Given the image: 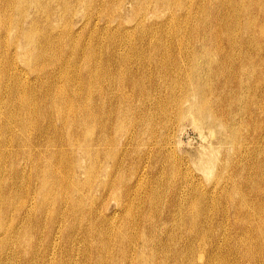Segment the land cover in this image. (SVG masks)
Wrapping results in <instances>:
<instances>
[{
	"label": "bare ground",
	"instance_id": "obj_1",
	"mask_svg": "<svg viewBox=\"0 0 264 264\" xmlns=\"http://www.w3.org/2000/svg\"><path fill=\"white\" fill-rule=\"evenodd\" d=\"M96 1L97 0H0V263L3 262V259H6L7 260V262L5 260L6 264H14V261H15L14 259L16 257V253L18 250V249L17 250L15 249V247H17L15 245L17 243L19 244L21 242V239L25 238L28 234H30L29 229H31V228L35 229L34 227L36 225H40L42 222H44V219H42L43 214L41 215L40 210H39V212H38V210H36V207L39 205L37 198H36V195H38L39 193L42 194L41 189H46V192L44 193V198H45L47 196V194L50 192L51 188H54V187H56L58 189V192H57L58 197L57 198H58L59 205L57 204L58 205L57 206L56 204H54L57 207L54 209L52 208L53 209V215H52V217L50 216L51 218H49V222H48L50 224L48 237H50V235L52 234V231H53L52 228L54 227L57 219H59L60 216L62 217L63 213L65 212V211L62 212V208L60 207V202L65 198V195H64L65 193H68L67 196H69V194H70L71 198L76 199V200L81 202L79 205L80 206L79 210H80V212H82L81 213L82 215L84 214V216H87L88 214H94L96 212H100L99 211L100 209H97V208L93 209V206H95V203L98 200H102L105 196H107V195L110 196V194H111V196L112 195H114L116 197L119 196V198H117L118 201H117L116 210L115 211L113 210L114 211L113 213H111L112 212L111 211L110 212L111 215L101 216L100 219H101V222L103 221L104 223H106L105 227H103V228L104 229L106 228V230L109 231V232L107 231L109 233V235L114 234V237L118 236L119 239L124 238V240L128 244L132 241V238H134V235L132 236V233H133L132 228L133 229L134 228L139 229L134 234H136L135 235V237H137L136 239H140V241H138V242L141 243L142 250L138 254H135V252H138L136 250V244H135L136 241L135 242L132 241L134 244H132L133 247L131 249L132 250L131 256L129 254H128L129 256H127V254H126L123 257L124 260L127 259L130 262L129 264H165L167 261L165 260L166 262H164L163 259L161 258V256L158 259H156L154 254L149 255V253H152L150 250L147 253L145 252V249H147V248L151 249L154 246L158 250L160 245L163 246V240L164 239H169V241L173 240V239L178 240L179 245H176L172 251H173V254L175 255V257L176 256L181 257V254H182V252H181V245H182L181 244V228H182L181 224L182 223L181 222H185V223H187V225H189L188 223L190 222L191 226L192 225L195 226V225L199 224L200 230L202 229V231H203V228H201V224L204 225L205 227H208V229H210V231L213 230L212 229L213 227L223 228L224 230L228 229L227 235H229V234L232 235L234 233V231L236 233V230H238V231L240 230V231H242V236L236 235V236H238L237 239H239V240L241 239L242 243L243 242L249 243V242H247V240L249 238L248 239L246 238V235L248 236L247 229H249V227H251L252 224L256 226L255 220L253 219L254 217L250 216L251 210H249V211L247 210V205H248L247 203H249L251 201V198L249 199L250 201L248 202V200L246 199L244 194L239 193V192H241L239 185L233 184L234 181L232 182L231 179H230L231 180L230 182H232V184H233V187H231V189L233 190L232 193H230L227 190L228 192L227 191L224 192V194L221 195L220 197H223L224 200L228 203L227 206L231 208L232 214L234 216H232V219H231L229 217L230 215H228L227 211L225 213H222V211H221L222 217L218 218L219 220H216V224L214 222L215 220H214L213 216L209 215L210 213H208V214L207 213L206 214L201 213L203 220H199V218H198V220L196 221V217H194L195 215H192V212H190V211H192L191 209L189 211L190 213H188V210H189L188 207L192 206L191 203H189V202H188L189 206L188 207H187V205L185 206L188 208L187 212L185 214L183 213V215L181 217V214H182L181 213V209H182L181 208V201H182L181 200V197H182L181 196V191H182L181 190V181L180 182L175 181L173 183L170 181L173 184L172 187L170 188V191H171L170 194L171 195L169 197L166 196V198H164L165 202L163 201L162 203L160 201H159V203H157L158 201L157 200L155 201V199H154L155 204L153 205L154 206L153 210H151V207H153V206H151V204L148 203L149 201L147 202L148 205L150 204L149 212H138V209L137 210H136V208L134 209L133 202H136V203L138 202V206H139L138 208L139 209H140L139 204L141 203L143 205V203L145 202L144 201L145 198L143 197L145 193H143V192L144 191L146 192V189H144V190L142 189V186H141V184H139V181L142 179V177H144L145 172H147V171H145V167L147 165L146 161L147 160L149 161L150 152L152 154L154 151V150L152 151V145H151L150 148L148 147L149 149L144 150L145 151V152H143L145 154L144 156H142L140 153H138L140 151L138 149L139 146H138L137 137H139L140 134H145L147 136V138H152V137H155V133L152 132L153 129H147L146 126L140 127L139 124L138 125L135 124L131 119H130V121H126V113L134 110L133 108H131L132 107L131 103L132 102L134 103L135 101H136V104L135 103L134 104L136 105V111L134 110L133 113L134 114H135V112L137 114H141V112L146 113L144 107H142L143 106L142 104L144 103L143 101L145 99L150 98L149 97L150 96L149 90L151 87L150 85H149L150 86L149 88L146 87V81L147 80L150 81L153 77L155 78V76L152 77L154 70L160 71V70H164V68L167 67V65H165L167 63V60H168L167 57L172 53V50L170 49L171 47L169 45L166 47V49L163 47V44H164L162 41L163 35L159 36L160 28L162 27V25H164V19L163 20H155V21L151 20L150 22H147V20L145 21V15H146L145 12L148 11V8L146 9L147 6L144 3H142V2L141 3H135V0H119V2H118L119 8L115 12V14L112 15V9H110V7H112V6H110V4H112V2L114 0L111 1L110 4H109L108 0H98L99 2H96ZM160 1H162V0H160ZM238 1H241V0H238ZM88 2H89V5H88ZM242 2H244V1L242 0ZM198 3H200V0L198 1ZM211 3H213V2H211ZM231 3L233 4V2H231ZM231 3H230V5H231ZM253 3H254V0H253ZM255 3H257V2H255ZM220 4H222V3H220ZM217 5L218 4H216V6ZM233 5H231V6H233ZM234 6H236V5H234ZM240 6H242V5H240ZM246 6H249V5L247 4ZM246 6H245V8H246ZM257 6H259V5H257ZM257 6H255V7H257ZM219 7H221V5ZM233 7H231V8H233ZM155 8L157 9V7H155ZM224 8H226V7H224ZM161 9H163V8H161ZM171 9H172L171 11H173V8H171ZM195 9H196V7H195ZM249 9H250V6H249L248 10ZM216 10H219V9H216ZM205 11H206V9H205ZM243 11H244V9H243ZM258 11H260V10H258ZM133 12L136 13L135 17L133 16ZM177 12H178V10H177ZM208 12L206 14L207 16H208ZM124 13H125V16H124ZM160 13H162V12H160ZM189 13L190 12H188V14ZM225 13H226V10H225ZM202 14H204V13H202ZM232 14H235V13H232ZM152 15H155V14H152ZM164 15H166V14H164ZM196 15H198V13ZM228 15H231V14H228ZM243 15H245V13ZM219 16H220L219 12L218 13L214 12L211 15V22L215 23ZM96 17H99L103 20V25L101 27L99 25H96V24H98L95 21ZM196 17L197 16H195V18ZM168 18H171V17H168ZM76 19H80V22L79 21H78L79 23L76 22ZM122 19H124L128 23L130 22L131 24L128 26L123 25ZM197 19H199V16L197 17ZM113 21L115 23H112ZM167 21H169V20H167ZM177 21L178 22L181 21V18H178ZM193 21H192V23H193ZM200 21H202V20H200ZM60 22H62L61 25H59ZM217 22H219V21H217ZM75 23H78L77 28H75ZM194 23H196V22H194ZM230 23H235V22L233 21ZM230 23L228 21L227 24L230 25ZM242 23H243V21H242ZM203 25H205V24H203ZM263 25H264V23H263ZM263 25H261V26L263 27ZM194 26L196 28V25H194ZM242 26H240V27H242ZM251 26H252V24H251ZM261 26H259V27H261ZM103 27H107V29L109 28V29L115 30L114 31L115 34L112 33V34H109L108 36H105V34L103 35V32L105 31V30H103ZM215 27L213 29L210 28V30L208 28V30L210 31V34H209L210 37H213L214 40L215 39L217 40L218 38H220V35H222L223 33L221 34V31H219ZM217 27L219 28V26H217ZM122 28H123V32L120 31V29L122 30ZM233 28L234 27H232V29ZM230 29H231V27H230ZM116 30H118V31H116ZM155 32H157V33H155ZM160 33H161V31H160ZM233 33L235 34V32H233ZM253 34H255V33H253ZM205 35H206V33H205ZM228 35H224L227 39L226 43L227 42L232 43L231 37L233 34L231 35V37H228ZM236 35H237V33H236ZM177 36L179 37V35H177ZM240 36H241V34H240ZM240 36H238V37H240ZM184 37H186V36H184ZM209 38H208V40H209ZM238 39H236V40H238ZM181 40L182 39L178 38L175 41V46H174V47H177L176 57H179V58H181V53H182V50L184 48L183 42ZM196 41H198V40H196ZM196 41H194V42H196ZM218 41H219V39H218ZM186 42H188V41H186ZM222 42H221V44H222ZM214 43L215 42H213V44ZM218 43H220V42H218ZM229 43H228V45H229ZM259 43H261V41L258 40L257 37H254L253 39H251V44H259ZM199 44L200 43H198V45ZM239 44H240V42H239ZM198 45L196 44V46H198ZM208 45H207V48H208ZM212 46H210V47H212ZM215 46H216V44H215ZM215 46H213V47H215ZM199 47H200V45H199ZM196 48H198V47H196ZM220 50H221V47H220ZM220 50H219V52H221ZM255 51H258V50H255ZM219 52H217V53H219ZM226 52H227V50H226ZM196 53H197V51H196ZM240 54H241V52H240ZM165 55H167V57ZM197 55H198V53H197ZM243 55H244V53H243ZM248 55H247V58H248ZM184 56L186 58V55H184ZM188 56L189 55H187V58H188ZM233 56H232V59H233ZM218 58H221V57H218ZM215 59H217V58H215ZM217 60H219V59H217ZM227 60H229V59H227ZM240 60L243 61V58ZM216 62L218 64V61H216ZM255 64H257V63H255ZM261 65H263V64H261ZM246 67H248V66H246ZM218 68H219V66H218ZM220 69L221 68H219V71H220ZM168 70H170V69H168ZM220 73H222V72H220ZM240 73H242V72H240ZM242 74H244V73H242ZM249 74H250V72H249ZM258 74H260L259 77L262 76L261 73H258ZM214 75H216V74H214ZM182 78H184V76ZM238 78H239V76H238ZM255 78H258V77H255ZM220 80H224V79H220ZM220 80H219V82H220ZM154 81L156 83V80H154ZM158 82H160V81H158ZM249 83H251V82H249ZM222 84H219V85H222ZM251 85H252V83H251ZM239 86H240V84H239ZM260 86H261V84H260ZM214 87H215V85H214ZM241 88H242V86H241ZM248 88H249V86H248ZM250 88H251V86H250ZM230 90L232 92V89H230ZM214 91H215V89H214ZM234 91L235 90H233V92ZM183 92H184V90H183ZM154 93H156V92H154ZM251 93H253V92H251ZM82 94H83V96H82ZM219 94H222V93H219ZM261 94H263V93H261ZM214 96H215V94H214ZM221 96H224V95H221ZM227 96H229V95H227ZM218 98H220V97H218ZM262 98H264V97H262ZM156 99H158V98H155V100ZM226 99H227V97H226ZM235 99H236V97H235ZM216 102H218V101H216ZM222 102H224V101H222ZM236 103H238V102H236ZM254 103H256V102H254ZM261 103H262V101H261ZM153 104H154V102H153ZM233 105L234 104H232L231 106H233ZM251 107H252V105H251ZM251 107L249 106V108H251ZM263 108L257 109V110H263ZM147 111H150V110L148 109ZM171 111H173V109ZM233 112H234V110H233ZM217 113H219V112H217ZM226 113H227V110H226ZM208 114H210V113H208ZM212 115L214 116V114H212ZM229 115H230V113H229ZM127 116H129V115H127ZM263 116H264V114H263ZM183 117H185V116H183ZM252 117H253V119L255 118L254 116H252ZM214 118H216V116ZM192 119H194V118H192ZM197 119H198V117H197ZM196 121H198V120H196ZM245 121H246V117H245ZM262 121H263V118H262ZM183 122H184V120H183ZM158 123H160V121ZM251 123H253V122H251ZM209 124H211V123H209ZM14 125L19 129V133L24 132L25 136L24 135H23V137L18 136L17 133H15L13 131ZM221 125H222V123H221ZM256 125H257V123H256ZM173 126L174 125H172V129H173ZM196 126H198V125H196ZM208 126H211V125H208ZM234 126H236V125H234ZM249 127H250V125H249ZM168 130H169V128H168ZM210 131H212V130H210ZM215 131H216V129H215ZM6 132L7 133L10 132V133H8L9 136L6 135ZM16 132H18V131H16ZM162 133H164V130ZM208 133H209V131H208ZM255 133H257V132H255ZM255 138H256V136H255ZM263 138H264V136H263ZM203 139H204V136H203ZM259 139H260V137H259ZM204 140H206V139H204ZM159 141H161V140L159 139ZM162 141H164V140H162ZM170 141L171 140H169V142ZM259 142L260 141H258V143ZM9 144L11 145V147L9 146ZM222 144H223V142H222ZM248 145L249 144H247V146ZM225 149H226V147H225ZM164 150L165 149L163 148V151ZM237 150H238V148H237ZM252 150H254V149L252 148ZM261 151L262 150H260V152ZM156 152L153 153L154 154L153 159L154 158L158 159V157L161 154V153L156 154ZM240 153H242V152H240ZM248 153H249V151H248ZM136 154H137L138 158L135 157ZM222 154H223V152H222ZM235 154L237 155V153H235ZM232 155H234V154H232ZM233 157H235V156H233ZM144 158H146V159H144ZM211 158H212V156H211ZM211 158H209V160H207V161L210 162ZM258 158H259V155H258ZM185 159H187V158H185ZM227 159H228V157H227ZM255 159H257V158H255ZM193 160H194V158L191 161H193ZM230 160H231V158H230ZM207 161H205L203 163L207 167V168H205L208 170L207 174H210L208 176L212 180L211 184L209 186L204 187L203 189L201 187L199 188L197 186L194 189L196 191V196L198 197V199H200L206 205V207H205L206 211H209L212 208L213 197H214V195H213V197H211L212 196L211 191L212 192L214 191V188L217 184V181H216L217 179H213V177L211 176V175H213L212 174L213 169L211 168V165ZM252 161H254V160H252ZM170 163H172V162H170ZM197 164H199V163H197ZM197 164H196V166H197ZM238 164H241V162L239 163V161H238ZM159 165H160V163H159ZM246 165H249V164H248V162L246 164L244 161L243 164L238 165V166H242V168H244ZM171 166H173V165L171 164ZM214 167H217V166L214 165ZM176 168H178V166ZM249 168L251 169L250 172H254V171L257 172V175L259 174L260 178L263 179V177H264V173H263L264 161H262V158L257 160L256 163H252L251 165H249ZM125 170H128L127 173L131 174V177H127ZM146 170H149V169H146ZM241 172H243V171H241ZM173 173L175 174V172H173ZM201 173H203V172H201ZM69 174H71L73 177L71 180H69V178H68ZM239 176H241V175H239ZM156 177H154V178H156ZM181 177H182V175H181ZM241 177H243V176H241ZM188 178H190V177H188ZM250 178H253V177H250ZM241 179L239 181H241ZM249 179H248V177L243 178L247 187L249 185V184H247V182H249ZM147 180H149V179L147 178ZM150 180L152 181V179H150ZM158 181H160V180H158ZM200 181H199V183H200ZM259 181H261V180H259ZM162 182H164V181H162ZM237 182H238V180L236 181V183ZM144 183H145V181H144ZM167 183H169V181L166 182V184ZM250 183H251L250 186H253V187L249 188L248 192H251L250 195H254V194L256 195L258 202L256 203L257 206L255 207V209L256 208L260 209V211L263 215L264 214V185H261V184L259 185L257 183H254L253 180ZM238 184H240V182ZM142 185H144V184H142ZM159 186H160V184H159ZM67 188H68V190H66ZM155 188L156 187L154 186V189ZM69 189H70V191H69ZM222 189L223 188H221V190ZM224 189H225V187H224ZM191 190L189 192V195L191 196V193H193V196H194L195 191L193 190V192H191ZM155 191H156V189H155ZM149 192H150V190H149ZM149 192L147 193L148 195H149ZM183 193H185V191ZM150 194L151 195H149V198L153 196L152 193H150ZM236 194H238L239 198L241 199L239 203H237V199L234 196ZM164 195H165V193H164ZM39 196H41V195H39ZM55 196H56V194H55ZM38 198H39V200L41 199L40 197H38ZM256 198L254 197V199H256ZM113 199L114 198H112V200ZM112 200H110V201H112ZM105 203L103 205H105ZM109 203H107V204H109ZM196 203H197V201H196ZM252 203H254V202H252ZM62 204H63V202H62ZM103 205H102V208H104ZM106 206H108V205H106ZM65 207H67V206H65ZM146 207H147V205H146ZM249 207H251V206H249ZM42 210L43 209H41V211ZM104 211H105V209H104ZM117 211H120L119 212L120 215L122 212L123 217L120 218L121 217L120 216L119 217L120 219H118L119 221L117 220L118 222H116L114 224V222H115L114 216L117 213ZM151 211H153V212H151ZM76 213H77V211H76ZM136 213H139V215L137 214L138 218H135ZM70 214L71 213L69 212V215ZM105 214H106V212H105ZM240 214H244L243 218H240V216H242ZM64 215H65V213H64ZM177 215H178V217H177ZM72 216H74V215H72ZM199 217H201V216L199 215ZM246 217H248V218H246ZM69 218H70V216H69ZM79 218L81 219V217H79ZM88 219L89 220H87V222H85L84 224L82 223L80 226H78L80 235H81V232L83 233L81 238H80V236L78 237L79 232L77 233L76 231H74V232H76V237H77L75 239L76 243H77V240L81 241V239H87V238H85L86 234L91 233V231H90L91 225L96 220L95 219L92 220L91 217H89ZM100 219H98V220H100ZM60 222H62V221H60ZM64 222H65V219H64L63 223ZM70 222H71V220H70ZM185 223H183V226ZM73 224H75V222L67 223V224L65 223V225L61 226V227L59 224V227L61 228V230H64L65 235L67 237V240L71 239L70 235H72L73 230L75 229L74 227H76V225H77L76 224L73 226ZM173 225L178 226L177 227L178 228L177 237H175L174 231L172 232L169 230L170 226H173ZM262 226H263V224H262ZM46 227H47V225H46ZM197 230H199V229H197ZM93 231H95V230H93ZM148 231H150L152 233L158 232L157 241H155V238L151 239L147 235ZM21 232L23 235H25L24 237L23 236L21 237ZM41 232H40V234H41ZM34 234H33V236H34ZM191 234H192V232H191ZM150 235H151V233H150ZM251 235H252V233H251ZM131 236H132V238H131ZM193 236H195V235H193ZM108 239L109 238H107V241H108ZM226 239H229V237L226 236ZM97 240L102 245L104 244V242H106L103 240V238H100ZM192 240H193V238H192ZM195 240H196V243L198 245V248L203 246L202 245L204 243L203 235H201L199 238L197 236V239H195ZM220 240H221L220 236L216 233H213V235L210 239V241L213 242V244H217ZM35 241H36V239H35ZM35 241H34V243H35ZM59 241H61V240H59ZM47 242H49V241H47ZM121 242H120V244H121ZM237 242H236V247H237ZM186 243H188V242L186 241ZM222 243H224V242H222ZM82 244H84V242H82ZM92 244H93V242H92ZM148 244H149V246H148ZM240 244H241V242H240ZM257 244H259V243H257ZM257 244H255V245H257ZM27 245H29V248L27 247L28 251L23 252L24 253L23 259L19 260V257H18L17 261H19L20 264H29V263L32 264L31 261L32 260H33V262L36 261L34 259H36L37 255H39V251H37V247L34 246V244L33 245L27 244ZM36 245H37V243H36ZM102 245H101V248L103 247ZM171 245H173V244H171ZM238 245H239V243H238ZM232 246H233V244H232ZM7 247L9 248V251H4V250H6ZM39 247L41 248L42 246H39ZM84 247H85V245H84ZM183 247H184V245H183ZM190 247H189V249H190ZM209 248H211V247H209ZM234 248H235V246L233 247V249ZM56 249H57V247H56ZM81 249H83V248H81ZM201 249H203V248H201ZM211 249H213V248H211ZM254 249H255V247H254ZM245 250H247V249H245ZM262 250H264V249H262ZM19 251H20V249H19ZM87 251L89 252V249L85 248L83 253H86ZM111 251H112V248H111ZM191 251H193V250H191ZM57 252H58V250H57ZM94 252H93V254H95ZM233 252H235V251L233 250ZM195 253H196V251H195ZM257 253H258V251H257ZM4 254L6 256H2ZM12 254H14V255L12 256ZM208 254L206 253V255H208ZM214 254H216V253H214ZM242 254H243V252H242ZM7 255H11V256H7ZM80 255H82V254H80ZM167 255H168V253H167ZM216 255H218V254H216ZM245 255L250 257V258H253V254L246 252ZM103 256L99 255L98 260H96V261H98V264H102L103 261L105 260L103 258ZM164 256H165V254H164ZM190 256H191V254H190ZM197 256H198V258L200 257V259L202 260L203 254L201 253V251L199 249H198ZM210 256H211V254H210ZM224 256H225V254H223V257ZM90 258H93V257H90ZM227 258L230 259V257H227ZM39 259H40V257H39ZM231 259L234 260L233 258H231ZM231 259H230V261H231ZM42 260L44 262V260H46V259L43 258V259H41V261ZM48 260H50V259H48ZM55 260H56V257H55ZM81 260H83V259H81ZM89 260L91 261V259H89ZM147 260H149L150 262H148ZM154 260H156V262ZM211 260L213 261L214 259H211ZM230 261H229V263H230ZM238 261H240V260H238ZM58 262H56V263H58ZM112 262H113V260H112ZM123 262H126V261H123ZM153 262H155V263H153ZM222 262L220 261V263H222ZM46 263H48V262L45 261L42 264H46ZM80 263H82V261ZM94 263H95V261H94ZM16 264H17V262H16ZM68 264H70V263H68ZM108 264H110V263H108ZM216 264H217V262H216Z\"/></svg>",
	"mask_w": 264,
	"mask_h": 264
},
{
	"label": "rangeland",
	"instance_id": "obj_2",
	"mask_svg": "<svg viewBox=\"0 0 264 264\" xmlns=\"http://www.w3.org/2000/svg\"><path fill=\"white\" fill-rule=\"evenodd\" d=\"M111 1L113 0H108L109 4L111 3ZM145 1V2H144ZM147 1V2H146ZM199 0H135V3H144L148 8V11H146V15H145V21L147 20V22L155 21V20H163L164 19V25H162V27L160 28L159 31V36H162V41L163 43V47L166 49V47L169 45L172 50V53L167 57V55H165L168 60L167 63L165 65H167V69L164 68V70H160V71H153V76H155V78L153 77L150 81L147 80L146 81V87L149 88L150 86V90H149V97L145 99L143 102V106L146 113L141 112V114H137L135 112V114L133 113V111H136V101L132 104L131 103V108H133V111H129L128 113H126V121H130V119L135 123V124H139L140 127H145L147 129H153L152 132L155 133V137L152 138H147V136L145 134H140L139 137H137V141H138V149L142 156H144L145 154L143 152H145L144 150H147L151 147L152 145V151L153 153L156 152V154H160V156L158 157V159H153L154 154L152 155L150 152L149 155V161L147 160L146 163V167H145V175L144 177H142V179L139 181V184H141L142 189H146V192L142 191L144 194V198H145V204L143 203V205L140 203V209L138 208V202H133L134 204V209L136 208V210L138 209V212H149V206L151 204V206H153L155 204V201L157 200L159 203V201L162 203L163 201L165 202L166 196L169 197L170 194V188L172 187V183L173 182H180L181 181V217L183 215V213L185 214L188 210V213L192 212V215H195L194 217H196V221L198 220H203L202 218V214H208L213 216L214 218V222L216 224V220H219L218 218L222 217V213H225L227 211L228 215H230L229 217L232 219V216H234L232 214V210L230 207H228V203L224 200L223 197H220L221 195L224 194V192H226L227 190L232 193V189L231 187H233V184L239 185L240 187V191L239 193L244 194V196L246 197V199L248 200V202L250 201L249 199L251 198V201L249 203H247V210H251L250 212V216L254 217L253 219L255 220V225L252 224L251 227H249V229H247V234L246 238L248 239L247 242L249 243H242L241 239H237L238 236H242V231H238L236 230V233L234 231V233L232 235H227V230L228 229H223V228H218V227H213L212 231H210V229H208V227H205L204 225L201 224V228H203L200 230V226L199 224L195 225V226H191L190 222L188 223L189 225H187V223L185 222H181V257L176 256L173 254V249L176 245H179L178 240L177 239H173L170 240L169 239H164L163 240V246H159L158 250L156 249V247L154 246L153 248H147L145 249V252L147 253L149 250L152 253H149V255L154 254L155 258L158 259L160 256L163 259L164 262H166L165 264H264V214L262 215L260 209L255 207L257 206V202L258 199L256 198V195H250L251 192H248L249 188H252L253 186H250V182L257 183V184H261L264 185V177L263 179L260 178V175H257V172H250V168L249 165H251L252 163H256L257 160H259L260 158H262V161H264V0H243L244 2L238 1V0H200V3H198ZM210 1V2H209ZM226 1V2H225ZM96 2H99L98 0ZM119 0H114L112 2V4H110V9H112V15L115 14V12L118 10L119 8V4H118ZM160 2V3H159ZM213 2V3H211ZM231 2H233L234 6ZM235 2V3H234ZM148 3V4H147ZM165 3V4H164ZM209 3V4H208ZM218 4L216 6V4ZM222 3V4H220ZM233 5L231 6L230 5ZM246 3V4H245ZM114 4V5H113ZM193 4V5H192ZM229 4V5H228ZM238 4V5H237ZM242 6H240V5ZM245 4V5H244ZM250 9L248 10L249 6ZM89 5V2H88ZM150 5V6H149ZM157 5V6H156ZM201 5V6H200ZM208 5V6H207ZM211 5V6H210ZM213 5V6H212ZM221 5V7H219ZM259 5V6H257ZM160 6V7H159ZM163 6V7H162ZM187 6V7H186ZM193 6V7H192ZM198 6V7H197ZM215 6V7H214ZM228 6V7H227ZM246 6V8H245ZM257 6V7H255ZM88 7V6H87ZM150 7V8H149ZM157 7V9L155 8ZM169 7V8H168ZM196 7V9H195ZM201 7V8H200ZM213 7V8H212ZM226 7V8H224ZM233 7V8H231ZM252 7V8H251ZM117 8V9H116ZM163 8V9H161ZM167 8V9H166ZM173 8V11H171ZM187 8V9H186ZM211 8V9H210ZM219 10H216V9ZM224 8V9H223ZM255 8V9H254ZM150 9V10H149ZM178 12H177V10ZM206 9V11H205ZM214 9V10H213ZM223 9V10H222ZM244 9V11H243ZM168 10V11H167ZM226 10V13H225ZM231 10V11H230ZM237 10V11H236ZM251 10V11H250ZM260 10V11H258ZM162 13H160V12ZM190 12L188 14V12ZM209 11V12H208ZM220 14V16L217 18L216 22L213 23L211 22V15L214 12ZM218 11V12H217ZM222 11V12H221ZM243 11V12H242ZM262 11V12H261ZM166 12V13H165ZM183 12V13H182ZM200 12V13H199ZM208 12V17L206 14ZM229 12V13H228ZM249 12V13H248ZM258 14H257V13ZM110 13V12H109ZM187 13V14H186ZM198 13V15H196ZM204 13V14H202ZM211 13V14H210ZM223 13V14H222ZM235 13V14H232ZM245 13V15H243ZM260 13V14H259ZM111 14V13H110ZM149 14V15H148ZM155 14V15H152ZM159 14V15H158ZM166 14V15H164ZM231 14V15H228ZM163 15V16H162ZM185 15V16H184ZM194 15V16H193ZM236 15V16H235ZM125 16V13H124ZM133 16H136V13L133 12ZM192 16V17H191ZM195 16H199V19H197V17L195 18ZM225 16V17H224ZM227 16V17H226ZM238 16V17H237ZM251 18H250V17ZM258 16V17H257ZM155 17V18H154ZM158 17V18H157ZM171 17V18H168ZM177 17V18H176ZM188 17V18H187ZM229 17V18H228ZM244 19H243V18ZM151 18V19H150ZM178 18H181V21H177ZM207 18V19H206ZM227 18V19H226ZM231 18V19H230ZM246 18V19H245ZM96 20V25H99L100 27L103 25V20L99 17L95 18ZM154 19V20H153ZM197 19V20H196ZM225 19V20H224ZM242 19V20H241ZM261 19V20H260ZM122 23L125 26L130 25L131 23L126 22L124 19H122ZM169 20V21H167ZM194 20V21H193ZM196 20V21H195ZM199 20V21H198ZM202 20V21H200ZM222 20V21H221ZM224 20V21H223ZM235 23H230L233 22ZM252 20V21H251ZM257 20V21H256ZM80 22V19H76V22ZM101 21V22H100ZM189 21V22H188ZM193 21V23H192ZM219 21V22H217ZM229 21L230 25L227 24ZM243 21V23H242ZM255 21V22H254ZM78 22V23H79ZM175 22V23H174ZM196 22V23H194ZM199 22V23H198ZM225 22V23H224ZM252 22V23H251ZM62 22L59 23V25H61ZM78 23H75V28L78 27ZM112 23H115L114 21ZM191 23V24H190ZM208 23V24H207ZM175 24V25H174ZM190 24V25H189ZM205 24V25H203ZM252 24V26H251ZM193 25V26H192ZM196 25V28L195 26ZM226 27H225V26ZM231 29H230V27ZM243 25V26H242ZM263 25V27L261 26ZM180 26V27H179ZM185 26V27H184ZM191 26V27H190ZM206 26V27H205ZM213 26V27H212ZM216 26V27H215ZM219 26V28L217 27ZM242 26V27H240ZM248 26V27H247ZM261 26V27H259ZM189 27V28H188ZM212 27V28H211ZM218 29L219 31H221L220 38L219 41L218 39L214 40L213 37H210V28ZM232 27H234L232 29ZM257 27V28H256ZM167 28V29H166ZM193 28V29H192ZM209 28V30H208ZM240 28V29H239ZM256 28V29H255ZM263 28V29H262ZM191 29V30H190ZM201 29V30H200ZM229 29V30H228ZM236 29V30H235ZM261 29V30H260ZM103 30H105L103 32V35L105 34V36H108L109 34H115L113 29H107V27H103ZM165 30V31H164ZM184 30V31H183ZM193 30V31H192ZM227 30V31H226ZM232 30V31H231ZM255 30V31H254ZM108 31V32H107ZM118 31V30H116ZM121 32H123V28L122 30L120 29ZM196 31V32H195ZM198 31V32H197ZM230 31V32H229ZM237 31V32H236ZM248 31V32H247ZM250 31V32H249ZM260 31V32H259ZM111 32V33H110ZM168 32V33H167ZM186 32V33H185ZM192 34H191V33ZM195 32V33H194ZM232 32V33H231ZM235 32V34L233 33ZM241 32V33H240ZM157 33V32H155ZM176 33V34H175ZM183 35H181V34ZM203 33V34H202ZM206 33V35H205ZM225 33V34H224ZM229 35H228V34ZM237 33V35H236ZM255 33V34H253ZM259 33V34H258ZM168 34V35H167ZM186 34V35H185ZM233 34V35H232ZM241 34V36H240ZM248 34V35H247ZM179 35V37L177 36ZM188 35V36H187ZM224 35H228V37H231L232 39V43H229L226 39V37ZM186 36V37H184ZM192 36V37H191ZM204 36V37H203ZM240 36V37H238ZM249 36V37H248ZM110 37V36H109ZM108 37V38H109ZM165 37V38H164ZM177 37V38H176ZM210 37V38H209ZM252 37V38H251ZM254 37H257L258 40L261 41V43L259 44H251V39H253ZM167 38V39H166ZM176 38V39H175ZM182 39L181 41L183 42L184 48L182 50L181 53V58L176 57L177 54V47L175 46V41L177 39ZM185 38V39H184ZM188 38V39H187ZM191 38V39H190ZM196 38V39H195ZM201 38V39H200ZM209 38V40H208ZM212 38V39H211ZM239 38V39H238ZM241 38V39H240ZM248 38L247 40L244 39ZM172 39V40H171ZM195 39V40H194ZM204 39V40H203ZM238 39V40H236ZM250 39V40H249ZM193 40V41H192ZM198 40V41H196ZM166 41V42H165ZM170 41V42H169ZM188 41V42H186ZM196 41V42H194ZM220 43H218V42ZM223 41V42H222ZM235 41V42H234ZM237 41V42H236ZM192 42V43H191ZM210 46H216L215 47H210ZM213 42H215L213 44ZM222 42V44H221ZM240 42V44H239ZM195 43V44H194ZM198 43H200V47L198 45ZM204 45H203V44ZM206 43V44H205ZM229 43V45H228ZM246 43V44H245ZM173 44V45H172ZM189 44V45H188ZM192 44V45H191ZM196 44L198 46H196ZM219 44V45H218ZM234 44V45H233ZM244 44V45H243ZM248 44V45H247ZM261 44V45H260ZM206 45V46H205ZM208 45V48H207ZM239 45V46H238ZM255 45V46H254ZM195 46V47H194ZM219 46V47H218ZM241 46V47H240ZM249 46V47H248ZM188 47V48H187ZM198 47V48H196ZM205 47V48H204ZM221 47V50H220ZM235 47V48H234ZM243 47V48H242ZM176 48V49H175ZM216 48V49H215ZM223 48V49H222ZM237 48V49H236ZM252 50H251V49ZM254 48V49H253ZM188 49V50H187ZM211 49V50H210ZM227 52H226V50ZM241 49V50H240ZM248 49V50H247ZM175 50V51H174ZM195 50V51H194ZM219 50L221 52H219ZM258 50V51H255ZM184 51V52H183ZM188 51V52H187ZM198 55H197V53ZM174 52V53H173ZM219 52V53H216ZM235 52V53H234ZM238 52V53H237ZM241 52V54H240ZM244 55H243V53ZM246 52V53H245ZM256 52V53H255ZM201 53V54H200ZM204 53V54H203ZM233 53V54H232ZM250 53V54H249ZM253 53V54H252ZM237 54V55H236ZM239 54V55H238ZM249 54V55H248ZM173 55V56H172ZM183 55V56H182ZM186 55V58L185 56ZM187 55L188 58H187ZM234 55V56H233ZM248 55V58H247ZM261 55V56H260ZM233 56V59H232ZM221 57V58H218ZM231 57V58H230ZM243 58V61L240 60ZM258 57V58H257ZM219 60H217V59ZM245 58V59H244ZM229 59V60H227ZM237 59V60H236ZM226 60V61H225ZM233 60V61H232ZM247 60V61H246ZM186 61V62H185ZM218 61V64L217 62ZM221 61V62H220ZM258 61V62H257ZM174 62V63H173ZM220 62V63H219ZM224 62V63H223ZM228 62V63H227ZM252 62V63H251ZM176 63V64H175ZM183 63V64H182ZM244 63V64H243ZM257 63V64H254ZM181 64V65H180ZM197 64V65H196ZM223 66H222V65ZM227 64V65H226ZM234 64V65H233ZM263 64V65H261ZM172 65V66H171ZM174 65V66H173ZM217 66V67H216ZM220 71H219V68ZM226 66V67H225ZM230 66V67H229ZM248 66V67H246ZM254 66V67H253ZM224 67V68H223ZM246 69H245V68ZM223 68V69H222ZM227 68V69H226ZM242 70H241V69ZM170 69V70H168ZM204 69V70H203ZM216 69V70H215ZM229 69V70H228ZM257 69V70H256ZM180 70V71H179ZM184 70V71H183ZM222 70V71H221ZM224 70V71H223ZM239 70V71H238ZM247 70V71H246ZM229 71V72H228ZM261 71V72H260ZM160 72V73H159ZM187 72V73H186ZM213 74H212V73ZM222 72V73H220ZM225 72V73H224ZM231 72V73H230ZM244 74H242V73ZM250 72V74H249ZM159 73V74H158ZM181 73V74H180ZM224 73V74H223ZM247 73V74H246ZM256 73V74H255ZM261 73L262 76L259 77ZM212 74V75H211ZM216 74V75H214ZM255 74V75H254ZM158 75V76H157ZM163 75V76H162ZM223 75V76H222ZM252 75V76H251ZM184 76V78H182ZM213 76V77H212ZM216 76V77H215ZM220 76V77H219ZM239 76V78H238ZM248 76V77H247ZM254 76V77H253ZM163 77V78H162ZM224 77V78H223ZM245 77V78H244ZM252 77V78H251ZM258 77V78H255ZM158 78V79H157ZM200 78V79H199ZM218 78V79H217ZM244 80H243V79ZM249 78V79H248ZM164 79V80H163ZM167 79V80H166ZM195 79V80H194ZM214 79V80H213ZM220 79H224V80H220ZM256 79V80H255ZM156 80V83L155 81ZM169 80V81H168ZM181 80V81H180ZM208 80V81H207ZM212 80V81H211ZM217 80V81H216ZM220 80V82H219ZM241 80V81H240ZM246 80V81H245ZM160 81V82H158ZM226 81V82H225ZM154 82V83H153ZM218 82V83H217ZM242 82V83H241ZM248 82V83H247ZM251 82V83H249ZM153 83V84H152ZM158 83V84H157ZM223 83V84H222ZM166 84V85H165ZM200 84V85H199ZM211 84V85H210ZM222 84V85H219ZM240 84V86H239ZM261 84V86H260ZM150 85V86H149ZM215 85V87H214ZM246 85V86H245ZM156 86V87H155ZM217 86V87H216ZM242 86V88H241ZM251 88L249 89L248 88ZM158 87V88H157ZM163 87V88H162ZM219 87V88H218ZM263 87V88H262ZM153 88V89H152ZM201 89V90H200ZM206 89V90H205ZM215 89V91H214ZM232 89V92L231 90ZM241 89V90H240ZM158 90V91H157ZM184 90V92H183ZM218 90V91H217ZM222 90V91H221ZM233 90H235L233 92ZM156 93H154V92ZM163 91V92H162ZM167 91V92H166ZM206 91V92H205ZM217 91V92H216ZM253 93H251V92ZM214 92V93H213ZM216 92V93H215ZM224 92V93H223ZM236 92V93H235ZM245 92V93H244ZM164 93V94H163ZM222 93V94H219ZM229 93V94H228ZM234 95H233V94ZM263 93V94H261ZM171 94V95H170ZM215 94V96H214ZM232 94V95H231ZM238 94V95H237ZM250 94V95H249ZM165 95V96H164ZM224 95V96H221ZM229 95V96H227ZM237 95V96H236ZM83 96V94H82ZM227 99H226V97ZM231 96V97H230ZM248 96V97H247ZM251 96V97H250ZM154 97V98H153ZM220 97V98H218ZM223 97V98H222ZM236 97V99H235ZM243 97V98H242ZM261 97V98H260ZM153 98V99H152ZM155 98H158L155 100ZM240 98V99H239ZM255 98V99H254ZM151 99V100H150ZM220 99V100H219ZM226 99V100H225ZM245 99V100H244ZM259 99V100H258ZM149 100V101H148ZM162 100V101H161ZM164 100V101H163ZM237 100V101H236ZM247 100V101H246ZM256 100V101H255ZM262 103H261V101ZM166 101V102H165ZM215 101V102H214ZM218 101V102H216ZM224 101V102H222ZM227 101V102H226ZM259 101V102H258ZM154 102V104H153ZM230 102V103H229ZM238 102V103H236ZM241 102V103H240ZM252 104H251V103ZM256 102V103H254ZM147 103V104H146ZM225 103V104H224ZM249 103V104H248ZM258 103V104H257ZM175 104V105H174ZM230 104V105H229ZM232 104H234L233 106H231ZM237 104V105H236ZM246 104V105H245ZM262 104V105H261ZM134 105V106H133ZM225 105V106H224ZM252 105V107H251ZM260 105V106H259ZM161 106V107H160ZM213 108H212V107ZM224 106V107H223ZM241 106V107H240ZM249 106L251 108H249ZM147 108V109H146ZM155 108V109H154ZM263 108V110H257V109H261ZM150 111H147V110ZM173 109V111H171ZM214 109V110H213ZM219 109V110H218ZM227 110V113H226ZM234 110V112H233ZM238 112H237V111ZM252 110V111H251ZM255 110V111H254ZM257 110V111H256ZM155 111V112H154ZM215 111V112H214ZM263 111V112H262ZM140 112V111H139ZM192 114H191V113ZM214 112V113H213ZM219 112V113H217ZM223 112V113H222ZM254 112V113H253ZM131 113V114H130ZM143 113V114H142ZM210 113V114H208ZM230 113V115H229ZM236 115H235V114ZM257 113V114H256ZM262 113V114H261ZM214 114V116L212 115ZM255 114V115H254ZM259 114V115H258ZM129 115V116H127ZM147 115V116H146ZM150 115V116H149ZM185 117H183V116ZM187 115V116H186ZM192 115V116H191ZM210 115V116H209ZM220 115V116H219ZM254 116L255 120L253 119L252 116ZM216 116V118H214ZM225 116V117H224ZM261 116V117H260ZM198 117V119H197ZM245 117H246V121H245ZM139 118V119H138ZM162 118V119H161ZM194 118V119H192ZM263 118V121H262ZM154 119V120H153ZM210 119V120H209ZM228 119V120H227ZM242 121H241V120ZM253 121H252V120ZM146 120V121H145ZM184 120V122H183ZM187 120V121H186ZM198 120V121H196ZM248 120V121H247ZM160 121V123H158ZM163 121V122H162ZM245 121V122H244ZM258 121V122H257ZM262 121V122H261ZM154 122V123H153ZM156 122V123H155ZM247 122V123H246ZM253 122V123H251ZM260 122V123H259ZM150 125H149V124ZM163 123V124H162ZM180 125H179V124ZM211 123V124H209ZM213 123V124H212ZM218 123V124H217ZM222 123V125H221ZM257 123V125H256ZM143 124V125H142ZM194 124V125H193ZM202 124V125H201ZM262 124V125H261ZM170 125V126H169ZM172 125L173 129H172ZM198 125V126H196ZM211 125V126H208ZM236 125V126H234ZM253 129H251L250 127ZM208 126V127H207ZM221 126V127H220ZM254 126V127H253ZM15 127V128H14ZM153 127V128H152ZM162 127V128H161ZM167 127V128H166ZM180 127V128H179ZM194 127V128H193ZM198 127V128H197ZM214 127V128H213ZM17 127L14 125L13 126V131L15 133H17L18 136L23 137V135L25 136L24 132L23 133H19V129H16ZM169 128V130H168ZM196 128V129H195ZM240 128V129H239ZM178 129V130H177ZM198 129V130H197ZM201 129V130H200ZM216 129V131H215ZM226 129V130H225ZM251 129V130H250ZM18 132H16V131ZM144 130V129H143ZM155 130V131H154ZM164 130V133H162ZM212 130V131H210ZM224 130V131H223ZM250 132H249V131ZM162 131V132H161ZM209 131V133H208ZM229 131V132H228ZM254 133H253V132ZM158 132V133H157ZM174 134H173V133ZM176 132V133H175ZM199 132V133H198ZM202 132V133H201ZM212 132V133H211ZM217 132V133H216ZM219 132V133H218ZM222 132V133H221ZM226 134H225V133ZM245 132V133H244ZM257 132V133H255ZM10 133V132H8ZM8 133L6 132V135H8ZM201 133V134H200ZM211 133V134H210ZM261 133V134H260ZM213 134V135H212ZM216 136H215V135ZM220 134V135H219ZM244 134V135H243ZM263 134V135H262ZM165 135V136H164ZM222 135V136H221ZM228 135V136H227ZM252 135V136H251ZM165 138H163V137ZM180 136V137H179ZM204 136V140L203 139ZM248 136V137H247ZM250 136V137H249ZM256 136V138H255ZM212 137V138H211ZM247 137V138H246ZM260 137V139H259ZM140 138V139H139ZM142 138V139H141ZM258 138V139H257ZM159 139L161 141H159ZM212 139V140H211ZM225 139V140H224ZM164 140V141H162ZM169 140H171L169 142ZM217 140V141H216ZM224 140V141H223ZM215 141V142H214ZM258 141H260L258 143ZM146 142V143H145ZM153 142V143H152ZM212 142V143H211ZM221 142V143H220ZM223 142V144H222ZM228 142V143H227ZM263 142V143H262ZM162 143V144H161ZM228 145H227V144ZM256 143V144H255ZM148 144V145H147ZM154 144V145H153ZM165 144V145H164ZM220 146H219V145ZM222 144V145H221ZM247 144H249L247 146ZM263 144V145H262ZM231 145V146H230ZM253 145V146H252ZM9 146L11 147V145L9 144ZM147 146V147H146ZM162 146V147H161ZM223 146V147H222ZM228 146V147H227ZM236 146V147H235ZM149 147V148H148ZM161 147V148H160ZM204 147V148H203ZM220 147V148H219ZM226 147V149H225ZM163 148L165 149L163 151ZM232 148V149H231ZM238 148V150H237ZM252 148L254 150H252ZM162 149V150H161ZM204 149V150H203ZM210 149V150H209ZM218 149V150H217ZM199 150V151H198ZM210 152H209V151ZM247 150V151H246ZM260 150H262L260 152ZM175 151V152H174ZM198 151V152H197ZM212 151V152H211ZM214 151V152H213ZM218 151V152H217ZM249 151V153H248ZM257 151V152H256ZM171 152V153H170ZM205 152V153H204ZM223 152V154H222ZM242 152V153H240ZM168 153V154H167ZM211 153V154H210ZM215 153V154H214ZM226 153V154H225ZM230 153V154H229ZM237 153V155L235 154ZM256 153V154H255ZM259 153V154H258ZM263 153V154H262ZM173 156H172V155ZM181 154V155H180ZM234 154V155H232ZM247 154V155H246ZM135 155V154H134ZM171 155V156H170ZM175 155V156H174ZM206 155V156H205ZM224 155V156H223ZM246 155V156H245ZM250 155V156H249ZM253 155V156H252ZM259 155V158H258ZM263 155V156H262ZM178 156V157H177ZM185 156V157H184ZM195 156V157H194ZM198 156V157H197ZM212 156V158H211ZM222 156V157H221ZM235 156V157H233ZM262 156V157H261ZM136 158H138L137 154L135 156ZM225 157V158H224ZM228 157V159H227ZM233 157V158H232ZM175 158V159H174ZM181 158V159H180ZM187 158V159H185ZM194 158L193 161H191ZM197 158V159H196ZM204 158V159H203ZM209 158H211V161H207L209 160ZM231 158V160H230ZM249 158V159H248ZM257 158V159H255ZM146 159V158H144ZM161 161H160V160ZM200 159V160H199ZM203 159V160H202ZM223 159V160H222ZM157 160V161H156ZM170 160V161H169ZM173 160V161H172ZM175 160V161H174ZM184 160V161H183ZM209 162V164L211 165V168L213 169L212 174L211 175L213 177V179H217V184L214 188V191H211V194L213 197V204H212V208L209 211H206L205 207L206 205L200 200L198 199V197L196 196V191H195V187H201L202 189L206 186H209L211 184V178L208 176L210 174L208 173V170L205 169L207 168L203 162L205 161ZM216 160V161H215ZM229 162H228V161ZM236 160V161H235ZM254 160V161H252ZM165 161V162H164ZM184 163H183V162ZM195 161V162H194ZM235 163H234V162ZM241 162V164H243V162L245 161V163L249 165H246L244 168H242V166H238L241 164H238ZM247 161V162H246ZM24 162V161H23ZM172 162V163H170ZM177 162V163H176ZM182 162V163H181ZM233 162V163H232ZM25 163V162H24ZM160 163V165H159ZM194 163V164H193ZM199 163V164H197ZM26 164V163H25ZM155 164V165H154ZM171 164L173 166H171ZM197 164V166H196ZM201 164V165H200ZM213 164V165H212ZM164 165V166H163ZM180 165V166H179ZM188 165V166H187ZM217 166V167H214ZM235 165V166H234ZM161 166V167H160ZM178 166V168H176ZM174 167V168H173ZM232 167V168H231ZM168 168V169H167ZM189 168V169H188ZM197 168V169H196ZM149 169V170H146ZM170 169V170H169ZM176 169V170H175ZM215 169V170H214ZM152 170V171H151ZM156 170V171H155ZM199 170V171H198ZM240 172H239V171ZM164 173H163V172ZM169 171V172H168ZM177 171V172H176ZM180 171V172H179ZM218 171V172H217ZM243 171V172H241ZM66 172V171H65ZM128 170H125V173L127 175V177H131V174L127 173ZM171 172V173H170ZM175 172V174L173 173ZM203 172V173H201ZM227 172V173H226ZM249 172V173H248ZM148 173V174H147ZM180 173V174H179ZM188 173V174H187ZM248 173V174H247ZM263 173H264V169H263ZM152 174V175H151ZM234 174V175H233ZM154 175V176H153ZM161 175V176H160ZM164 175V176H163ZM171 175V176H170ZM176 175V176H175ZM180 175V176H179ZM182 175V177H181ZM186 175V176H185ZM192 175V176H191ZM230 175V176H229ZM243 177H241V176ZM255 175V176H254ZM70 176V177H69ZM149 176V177H148ZM157 176V177H156ZM198 176V177H197ZM235 178H234V177ZM156 177V178H154ZM161 179H160V178ZM175 177V178H174ZM181 177V178H180ZM190 177V178H188ZM196 177V178H195ZM224 177V178H223ZM238 177V178H237ZM247 178L249 179V182H247L248 187L245 183V181L243 180V178ZM69 180H71L73 177L71 174L68 175ZM147 178L149 180H147ZM159 178V179H158ZM172 178V179H171ZM184 178V179H183ZM242 178V179H241ZM152 179V181L150 180ZM170 179V180H169ZM178 179V180H177ZM189 179V180H188ZM194 179V180H193ZM232 182L234 181V183L232 184V182H230L231 180ZM241 179V181H239ZM145 183H144V181ZM160 180V181H158ZM193 180V181H192ZM201 180V181H200ZM238 180V182L236 183V181ZM243 180V181H242ZM261 180V181H259ZM136 181V180H135ZM134 181V182H135ZM158 181V182H157ZM164 181V182H162ZM166 184V182H168ZM172 183H171V182ZM200 181V183H199ZM204 183H203V182ZM220 181V182H219ZM259 181V182H258ZM153 182V183H152ZM156 182V183H155ZM189 182V183H188ZM191 182V183H190ZM199 184H198V183ZM226 182V183H225ZM240 182V184H238ZM262 182V183H261ZM158 183V184H157ZM164 183V184H163ZM187 183V184H186ZM222 183V184H221ZM144 184V185H142ZM160 184V186H159ZM184 184V185H183ZM196 184V185H195ZM232 184V185H231ZM150 185V186H149ZM152 185V186H151ZM190 185V186H189ZM231 185V186H230ZM154 186L156 187V191L154 189ZM247 188H246V187ZM149 187V188H148ZM151 187V188H150ZM184 187V188H183ZM193 189H192V188ZM220 187V188H219ZM225 187V189H224ZM168 188V189H167ZM221 188H223L221 190ZM55 189V190H54ZM160 189V190H159ZM164 189V190H163ZM187 189V190H186ZM191 192H193V190L195 191V195L193 196V193H191V196L189 195L190 190ZM220 189V190H219ZM68 190V188L66 189ZM150 190V192H149ZM159 190V191H158ZM167 190V191H166ZM218 190V191H217ZM56 191V192H55ZM70 191V189H69ZM185 191V193H183ZM227 191V192H228ZM41 193H39L38 195H36L37 201H38V208L36 207V210H40L41 215L43 216L42 219H44V222H42L40 225H36L33 229H29L30 234H28L25 238L21 239V242L18 244H16L15 249L17 250L16 253V257H15V261L14 264H20L18 260H22L24 257V253L25 251H28L27 247L29 248V245H33L37 247V251H39V255H37L36 261L33 262V260L31 261L32 264H40L41 262L44 263L45 261H47L49 264H98V258L99 255H104L103 259V263L102 264H129L130 262L127 259H123L124 255L127 254V256H131V252H132V244H134L133 242H135L136 244V250L138 252H135V254H138L142 248H141V243H139L138 241H140V239H136L137 237H135L136 234H134L135 232H137V229H133L132 228V236L134 235V238H132V241L128 244L124 238H118V236L114 237V234H110L109 235V231L106 230V228L104 229L103 227H105L106 223H104L103 221L101 222V216L103 215H111V213H113L116 210L117 207V198L116 196L110 194L105 196L102 200H98L95 203V206H93V209L97 208L100 209V212H96L94 214H88L87 216H84V214L82 215L79 210V205H80V201L73 199L69 196H67L68 193H65V198L60 202V207L62 208V212L63 215L62 217L59 219H57L54 227L52 228V234L50 235V237H48V232L50 229V224L49 222V218L52 217L53 215V209L56 208L59 203H58V189L56 187L51 188L50 192L47 194V196L44 198V193L46 192V189H41ZM149 192V195H151L150 193L153 194L152 197L149 198V195L147 194ZM165 195H164V193ZM220 192V193H219ZM222 192V193H221ZM56 194V196H55ZM156 194V195H155ZM159 194V195H158ZM210 194V195H211ZM219 194V195H218ZM41 195V196H39ZM188 195V196H187ZM157 196V197H156ZM237 199V203L240 202V198L239 195L236 194L234 195ZM40 197L41 199L39 200ZM68 197V198H67ZM116 197V198H115ZM147 197V198H146ZM220 197V198H219ZM254 197L256 199H254ZM108 198V199H107ZM110 198V199H109ZM112 198H114L112 200ZM152 198V199H151ZM56 201H55V200ZM107 199V200H106ZM149 199V200H148ZM151 199V200H150ZM155 199V201H154ZM184 199V200H183ZM193 199V200H192ZM218 199V200H217ZM45 200V201H44ZM112 200V201H110ZM153 200V201H152ZM162 200V201H161ZM189 200V201H188ZM74 201V202H73ZM149 201V202H148ZM192 201V202H191ZM194 201V202H193ZM197 201V203H196ZM224 201V202H223ZM63 202V204H62ZM69 204H68V203ZM103 202V203H102ZM106 202V203H105ZM110 202V203H109ZM113 202V203H112ZM150 203L148 205V203ZM191 203L192 206H189V203ZM254 202V203H252ZM75 203V204H74ZM102 203V204H101ZM105 203V205H103ZM109 203V204H107ZM116 203V204H115ZM226 205H225V204ZM41 204V205H40ZM43 204V205H42ZM50 204V205H49ZM54 204H58L57 206ZM71 204V205H70ZM253 204V205H252ZM46 205V206H45ZM63 205V206H62ZM102 205L104 206V208H102ZM108 205V206H106ZM116 205V206H115ZM147 205V207H146ZM187 205V207H185ZM204 205V206H203ZM67 206V207H65ZM71 206V207H70ZM197 206V207H196ZM227 206V207H226ZM251 206V207H249ZM191 207V208H190ZM53 208V209H52ZM71 210H70V209ZM148 208V209H147ZM186 208V209H185ZM194 208V209H193ZM197 208V209H196ZM249 208V209H248ZM41 209H43L41 211ZM45 209V210H44ZM48 209V210H47ZM52 209V210H51ZM105 209V211H104ZM146 209V210H145ZM154 209V206L151 207V210ZM190 209L192 211H190ZM196 209V210H195ZM203 209V210H202ZM221 209V210H220ZM223 209V210H222ZM50 210V211H49ZM69 210V211H68ZM102 210V211H101ZM114 210V211H113ZM148 210V211H147ZM215 210V211H214ZM225 210V211H224ZM77 211V213H76ZM112 211V212H111ZM183 211V212H182ZM190 211V212H189ZM206 211V212H205ZM218 211V212H217ZM222 211V213H221ZM224 211V212H223ZM49 212V213H48ZM68 212V213H67ZM69 212L71 213L69 215ZM106 212V214H105ZM111 212V213H110ZM120 211H117V213L114 216V224L116 222H118L120 218H122V212L121 215L119 213ZM153 212V211H151ZM205 212V213H204ZM215 212V213H214ZM48 213V214H47ZM51 213V214H50ZM67 213V214H66ZM73 213V214H72ZM84 213V212H83ZM202 213V214H201ZM214 213V214H213ZM139 215V213H136L135 218H138L137 216ZM68 215V216H67ZM74 215V216H72ZM199 215L201 217H199ZM216 215V216H215ZM242 216H240V218H243L244 214H240ZM51 216V217H50ZM66 218H65V217ZM70 216V218H69ZM121 216V217H120ZM45 217V218H44ZM47 217V218H46ZM75 217V218H74ZM81 217V219L79 218ZM91 217V219H95L96 221L92 223L91 225V233L86 234L85 238L87 239H81V241L77 240L76 243V232H79L78 226H80L82 223L84 224L85 222H87V220H89L88 218ZM118 217V218H117ZM120 217V218H119ZM178 217V215H177ZM251 217V218H252ZM260 217V218H259ZM263 217V218H262ZM63 218V219H62ZM87 218V219H86ZM97 218V219H96ZM245 218V217H244ZM248 218V217H246ZM65 219V222L63 223ZM100 219V220H98ZM182 219V218H181ZM258 219V220H257ZM262 219V220H261ZM71 220V222H70ZM118 220V221H117ZM62 221V222H60ZM78 221V222H77ZM258 223H257V222ZM262 221V222H261ZM75 222L74 225H76V227H74L75 229L73 230L72 235H70L71 239L67 240V237L65 235L64 230H61V226H64L65 223H72ZM100 222V223H99ZM252 222V221H251ZM261 222V223H260ZM60 227H59V224ZM102 223V224H101ZM183 223L184 226H183ZM198 223V222H197ZM47 227H46V225ZM63 224V225H62ZM263 224V226H262ZM42 225V226H41ZM170 226L169 230L170 231H174L175 237H177L178 234V226ZM42 227V228H41ZM46 227V228H45ZM174 227V228H173ZM193 229H192V228ZM195 227V228H194ZM199 227V228H198ZM41 228V229H40ZM58 228V229H57ZM102 228V229H101ZM206 228V229H205ZM56 229V230H55ZM101 229V230H100ZM104 229V230H103ZM187 229V230H186ZM190 231H189V230ZM199 229V230H197ZM205 229V230H204ZM42 232H41V231ZM95 230V231H93ZM98 230V231H97ZM134 230V231H133ZM136 230V231H135ZM36 231V232H35ZM38 231V232H37ZM63 231V232H62ZM76 231V232H74ZM103 231V232H102ZM108 231V232H107ZM186 231V232H185ZM195 231V232H194ZM201 231V232H200ZM41 232V234H40ZM54 232V233H53ZM56 232V233H55ZM60 232V233H59ZM112 232V231H111ZM192 232V234H191ZM205 232V233H204ZM218 232V233H217ZM36 235H35V234ZM63 233V234H62ZM93 233V234H92ZM95 233V234H94ZM100 236H98L97 234ZM107 233V234H106ZM151 233V235H150ZM186 233V234H185ZM188 233V234H187ZM203 235L204 237V243L202 244V247L198 248V245L196 243L197 236L198 238ZM213 233H216L220 236L221 240L217 243V244H213V242L210 241ZM252 233V235H251ZM32 234V235H31ZM34 234V236H33ZM60 234V235H59ZM78 237L80 236V238L82 237L83 233L80 232L78 233ZM106 234V235H105ZM158 232L157 233H152L150 231H148L147 235L152 239L155 238V241H157L158 239ZM199 234V235H198ZM206 234V235H205ZM224 234V235H223ZM30 235V236H29ZM74 235V236H73ZM99 237H97V236ZM105 235V236H104ZM154 235V236H153ZM185 235V236H184ZM195 235V236H193ZM211 235V236H210ZM238 235V236H236ZM24 237L25 235L22 234L21 232V237ZM40 236V237H39ZM97 238H96V237ZM102 236V237H101ZM108 236V237H107ZM113 236V237H112ZM207 236V237H206ZM226 236L229 237V239H226ZM232 236V237H231ZM58 237V238H57ZM61 237V238H60ZM108 241H107V238ZM112 237V238H111ZM31 238V239H30ZM38 238V239H37ZM45 240H43V239ZM90 238V239H89ZM103 238L104 244L102 245L101 243H99V241L97 239ZM183 238V239H182ZM187 238V239H186ZM190 238V239H189ZM193 238V240H192ZM231 238V239H230ZM234 238V239H233ZM236 238V239H235ZM252 238V239H251ZM28 239V240H27ZM36 239V241H35ZM136 239V240H135ZM224 239V240H223ZM33 240V241H32ZM40 240V241H39ZM58 240V241H57ZM61 240V241H59ZM74 240V241H73ZM97 240V241H96ZM191 242H190V241ZM227 240V241H226ZM229 240V241H228ZM235 240V241H234ZM238 242H237V241ZM35 241V243H34ZM39 241V242H38ZM49 241V242H47ZM54 241V242H53ZM111 241V242H110ZM122 241V242H121ZM186 241L188 243H186ZM194 241V242H193ZM226 241V242H225ZM252 241V242H251ZM25 242V243H24ZM30 242V243H29ZM47 242V243H46ZM82 242H84V244H82ZM88 242V243H87ZM90 242V243H89ZM93 242V244H92ZM98 242V243H97ZM121 242V244H120ZM168 244H167V243ZM224 242V243H222ZM231 242V243H230ZM236 242H237V247H236ZM241 242V244H240ZM256 242V243H255ZM37 243V245H36ZM64 243V244H63ZM68 243V244H67ZM95 243V244H94ZM106 243V244H105ZM113 243V244H112ZM117 243V244H116ZM173 245H171V244ZM190 243V244H189ZM196 245H195V244ZM227 245H226V244ZM229 243V244H228ZM239 243V245H238ZM251 243V244H250ZM259 243V244H257ZM22 244V245H21ZM42 244V245H41ZM63 244V245H62ZM70 244V245H69ZM72 244V245H71ZM78 244V245H77ZM82 244V245H81ZM92 244V245H91ZM99 244V245H98ZM103 246L101 248V245ZM109 244V245H108ZM111 244V245H110ZM189 244V245H188ZM211 244V245H210ZM233 244V246H232ZM257 244V245H255ZM21 245V246H20ZM68 245V246H67ZM75 245V246H74ZM85 245V247H84ZM94 245V246H93ZM98 245V246H97ZM121 245V246H120ZM123 245V246H122ZM126 245V246H125ZM129 245V246H128ZM184 245V247H183ZM225 247H224V246ZM231 245V246H230ZM242 247H241V246ZM39 246H42L41 248ZM54 246V247H53ZM72 246V247H71ZM75 248H74V247ZM90 246V247H89ZM93 246V247H92ZM97 246V247H96ZM110 246V247H109ZM149 246V244H148ZM191 246V247H190ZM195 246V247H194ZM213 248H209V247ZM235 246V248L233 249V247ZM245 246V247H244ZM249 246V247H248ZM24 247V248H23ZM44 247V248H43ZM50 247V248H49ZM53 247V248H52ZM57 247V249H56ZM71 247V248H70ZM77 247V248H76ZM99 247V248H98ZM109 249H107V248ZM114 247V248H113ZM127 247V248H126ZM164 247V248H163ZM169 247V248H168ZM193 250V251H191ZM241 247V248H240ZM251 247V248H250ZM255 247V249H254ZM47 248V249H46ZM59 248V249H58ZM83 248V249H81ZM85 248L89 249V252L87 251L86 253H83V251L85 250ZM92 248V249H91ZM97 248V249H96ZM112 248V251H111ZM129 248V249H128ZM203 248V249H201ZM249 248V249H248ZM20 249V251H19ZM22 249V250H21ZM42 249V250H41ZM54 249V250H53ZM81 249V250H80ZM126 251H124V250ZM156 249V250H155ZM160 249V250H159ZM166 249V250H165ZM171 249V250H170ZM186 249V250H185ZM198 249L201 251V253L203 254V258L202 260L200 259V257L198 258L197 254H198ZM218 249V250H217ZM221 249V250H220ZM247 249V250H245ZM53 250V251H52ZM58 250V252H57ZM63 250V251H62ZM70 250V251H69ZM102 250V251H101ZM116 250V251H115ZM147 250V251H146ZM162 250V251H161ZM212 250V251H211ZM216 250V251H215ZM229 250V251H228ZM233 250L235 252H233ZM241 252H240V251ZM4 251H9V248L7 247L6 250ZM80 251V252H79ZM95 251V252H94ZM100 251V252H99ZM109 251V252H108ZM187 251V252H186ZM192 253H191V252ZM196 251V253H195ZM209 251V252H208ZM219 251V252H218ZM225 251V252H224ZM255 251V252H254ZM258 251V253H257ZM42 252V253H41ZM47 252V253H46ZM82 252V253H81ZM93 252L95 254H93ZM102 252V253H101ZM105 252V253H104ZM107 252V253H106ZM112 252V253H111ZM130 252V253H129ZM158 252V253H157ZM162 254H161V253ZM211 252V253H210ZM228 252V253H227ZM240 252V253H239ZM243 252V254H242ZM250 253L253 254V258H250L248 256H246L245 254ZM41 253V254H40ZM168 253V255H167ZM195 253V254H194ZM206 253L208 255H206ZM218 255H216V254ZM221 253V254H220ZM227 253V254H226ZM257 253V254H256ZM263 253V254H262ZM22 254V255H21ZM28 254V253H27ZM44 254V255H43ZM57 254V255H56ZM74 254V255H73ZM82 254V255H80ZM90 254V255H89ZM129 254V255H128ZM161 254V255H160ZM165 254V256H164ZM191 254V256H190ZM211 254V256H210ZM223 254H225V258L223 257ZM237 254V255H236ZM14 254H12L13 256ZM21 255V256H20ZM43 255V256H42ZM80 257H79V256ZM96 255V256H95ZM107 255V256H106ZM158 255V256H157ZM163 255V256H162ZM232 255V256H231ZM244 255V256H243ZM258 255V256H257ZM261 255V256H260ZM2 256H6L5 254ZM7 256H11V255H7ZM74 256V257H73ZM82 256V257H81ZM98 256V257H97ZM106 256V257H105ZM114 256V257H113ZM126 256V257H127ZM171 256V257H170ZM213 256V257H212ZM218 256V257H217ZM222 256V257H221ZM236 256V257H235ZM239 256V257H238ZM242 256V257H241ZM260 256V257H259ZM263 256V257H262ZM40 257V259H39ZM56 257V260H55ZM78 257V258H77ZM93 257V258H90ZM119 257V258H118ZM188 257V258H187ZM220 257V258H219ZM230 257L233 258L234 260L231 259V262L229 258ZM245 257V258H244ZM257 257V258H256ZM46 259L41 261V259ZM65 258V259H64ZM67 258V259H66ZM73 258V259H72ZM87 258V259H86ZM91 259V261L89 259ZM196 258V259H195ZM239 258V259H238ZM255 258V259H254ZM3 259V258H2ZM50 259V260H48ZM52 259V260H51ZM64 259V260H63ZM70 259V260H69ZM83 259V260H81ZM208 259V260H207ZM211 259H214L213 261ZM218 261H217V260ZM236 259V260H235ZM6 259H3V262L0 264H6L5 263ZM67 262H66V261ZM80 260V261H79ZM85 260V261H84ZM113 260V262H112ZM115 260V261H114ZM166 260V261H165ZM175 260V261H174ZM180 260V261H179ZM240 260V261H238ZM254 260V261H253ZM261 260V261H260ZM59 261V262H58ZM71 261V262H70ZM78 261V262H77ZM82 261V263H80ZM95 261V263H94ZM117 261V262H116ZM126 261V262H123ZM148 262H150L149 260H147ZM156 262V260H154ZM220 261L222 263H220ZM230 261V263H229ZM243 261V262H242ZM248 261V262H247ZM252 261V262H251ZM257 261V262H256ZM7 262V260H6ZM58 262V263H56ZM61 262V263H60ZM76 262V263H75ZM85 262V263H84ZM89 262V263H88ZM128 262V263H127ZM153 262V263H155ZM207 262V263H206ZM213 262V263H212ZM240 262V263H239ZM41 263V264H42ZM46 263V264H48ZM30 264V263H29Z\"/></svg>",
	"mask_w": 264,
	"mask_h": 264
}]
</instances>
